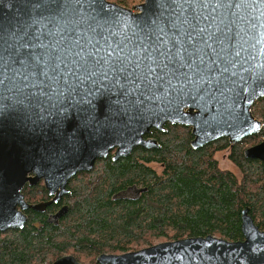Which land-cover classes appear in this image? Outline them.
I'll use <instances>...</instances> for the list:
<instances>
[{
    "label": "water",
    "instance_id": "water-1",
    "mask_svg": "<svg viewBox=\"0 0 264 264\" xmlns=\"http://www.w3.org/2000/svg\"><path fill=\"white\" fill-rule=\"evenodd\" d=\"M196 10L215 16L204 36L215 34L211 47L201 42L200 55H193L191 82L179 77L166 93L129 95L100 79L68 89L61 83L49 90L48 77L62 58H68L69 49L73 55L81 51L76 40L85 55L92 47L84 41L92 39L102 56L116 45L128 56L153 21L162 26L174 18L187 31L183 19L192 13L187 4L169 9L160 0L133 7L111 0H67L66 5L61 0H0V232L23 228L25 210L44 212L59 202L70 193V179L92 170L99 158L111 155L117 161L137 146L159 147L157 138L147 137L153 128L166 131L168 123L190 126L195 149L222 137L236 144L261 132L263 122L252 109L264 97V0L197 5ZM171 37L168 32L175 47ZM245 156L264 162V140L247 148ZM40 180L52 198L27 202L26 184ZM242 232L243 240L187 237L125 253H102L96 262L264 264V230L250 207L242 213ZM50 264L85 263L69 254Z\"/></svg>",
    "mask_w": 264,
    "mask_h": 264
},
{
    "label": "trees",
    "instance_id": "trees-1",
    "mask_svg": "<svg viewBox=\"0 0 264 264\" xmlns=\"http://www.w3.org/2000/svg\"><path fill=\"white\" fill-rule=\"evenodd\" d=\"M111 1L133 7L144 0ZM252 110L263 128L236 144L222 137L195 149L190 126L168 123L166 131L153 128L147 135L157 138L159 147L137 146L117 161L111 155L99 158L92 170L70 179V193L59 202L44 212L28 210L23 228L0 232V264H50L69 254L97 264L102 253L187 237L243 240L247 207L264 230V163L244 154L264 138V97ZM225 150L238 174L221 167L217 154ZM130 188L139 193L120 195ZM23 193L29 203L51 197L42 182L26 185Z\"/></svg>",
    "mask_w": 264,
    "mask_h": 264
},
{
    "label": "snow or ice",
    "instance_id": "snow-or-ice-1",
    "mask_svg": "<svg viewBox=\"0 0 264 264\" xmlns=\"http://www.w3.org/2000/svg\"><path fill=\"white\" fill-rule=\"evenodd\" d=\"M61 2L66 5L67 0H61ZM79 2L87 4L88 0H79ZM160 3L169 9L185 4L188 8H192V13L184 16L183 19V26L187 31H184L174 18H170V21L162 26H157L153 21L144 34L138 38L137 50L128 56L122 55L121 45H116L113 51L102 56L92 39L84 41L92 47V51L85 55L80 41L76 40L75 44L81 48V51L73 55L69 49L66 52L68 58H62L56 64L52 75L48 77L49 90L59 88L61 83L65 89H68L86 81L94 82L100 79L110 82L122 93L131 95L142 91L166 93L174 87L173 82L179 77L191 82V73L196 66L193 55H200L199 44L201 42L206 48L212 46L210 41L215 33L209 32L207 37L204 34L212 27L216 19L214 15L205 16L198 12L196 6L199 5L202 8L211 4L233 6V0H160ZM235 6L238 7V5ZM181 11L188 12V9L181 8ZM215 11L216 9H212L213 13ZM168 32L172 33L171 41H175V47L167 38ZM216 32H219V28ZM100 39L107 42L102 34ZM96 43L98 44V41ZM189 49L192 51L190 52ZM200 63L203 64L202 56ZM2 71L3 69H0V72Z\"/></svg>",
    "mask_w": 264,
    "mask_h": 264
},
{
    "label": "rangeland",
    "instance_id": "rangeland-1",
    "mask_svg": "<svg viewBox=\"0 0 264 264\" xmlns=\"http://www.w3.org/2000/svg\"><path fill=\"white\" fill-rule=\"evenodd\" d=\"M142 3V2H141ZM139 4V3H138ZM217 158L220 161L221 167L224 169H229V170H233L234 172H236L237 174L239 173L238 170L236 169V167L232 164V162L229 160L228 158V152L225 151H221L217 154ZM160 170V169H159ZM139 193V191L137 190V188H130L124 192H122L120 195L124 196V197H134Z\"/></svg>",
    "mask_w": 264,
    "mask_h": 264
},
{
    "label": "flooded vegetation",
    "instance_id": "flooded-vegetation-1",
    "mask_svg": "<svg viewBox=\"0 0 264 264\" xmlns=\"http://www.w3.org/2000/svg\"><path fill=\"white\" fill-rule=\"evenodd\" d=\"M148 137V136H147ZM245 139V138H244ZM263 140H264V138H263ZM263 140H261L260 142H262ZM242 141V140H241ZM260 142H258V143H260ZM258 143H256V144H258ZM256 144H249L248 146H247V148H249V147H251V146H254V145H256ZM246 148V149H247ZM227 152H228V154H229V150H226ZM246 151V150H245ZM244 154H245V152H244ZM110 156V155H109ZM247 158H250V157H247ZM255 159V158H254ZM259 160V159H258ZM261 161V160H260ZM263 162V161H262ZM264 163V162H263ZM233 164V163H232ZM234 165V164H233ZM235 166V165H234ZM236 167V166H235ZM237 169V168H236ZM238 170V169H237ZM30 175H34V174H30ZM43 183L44 185H45V183H44V180H40L37 184H39V183ZM37 184H35V185H37ZM26 185H29V183H27ZM35 185H33V186H35ZM24 194V193H23ZM25 197V196H24ZM52 197H50V199H51ZM26 200V199H25ZM47 200H49V198L48 199H46V200H44V201H47ZM27 201V200H26ZM28 202V201H27ZM28 210H30V209H27V210H25V213L28 215ZM29 216V215H28ZM51 217V219H54L55 217H57L55 214L54 215H50ZM28 221V220H27ZM11 229H13V228H11ZM8 230V229H7ZM5 231V230H4ZM2 232V231H1ZM97 258V257H96ZM96 258H95V262H96ZM97 264H100V263H98V262H96Z\"/></svg>",
    "mask_w": 264,
    "mask_h": 264
}]
</instances>
